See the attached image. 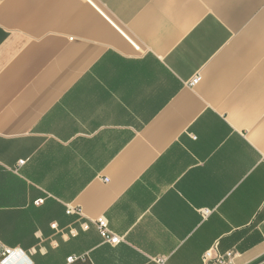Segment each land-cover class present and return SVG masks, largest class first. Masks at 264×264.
<instances>
[{
    "label": "crops",
    "instance_id": "0c3cea01",
    "mask_svg": "<svg viewBox=\"0 0 264 264\" xmlns=\"http://www.w3.org/2000/svg\"><path fill=\"white\" fill-rule=\"evenodd\" d=\"M91 1L0 0V261L264 264V0Z\"/></svg>",
    "mask_w": 264,
    "mask_h": 264
},
{
    "label": "built area",
    "instance_id": "2783aa9c",
    "mask_svg": "<svg viewBox=\"0 0 264 264\" xmlns=\"http://www.w3.org/2000/svg\"><path fill=\"white\" fill-rule=\"evenodd\" d=\"M92 3L91 0H85ZM93 4V3H92ZM201 81V76L197 75L194 77L189 85L195 86ZM24 162H20L23 165ZM107 181V180H106ZM79 213V211H78ZM98 227L102 237L112 245H117L122 242V238L118 235L113 234L109 229L105 221H99ZM236 255L234 253H229L228 255L221 256L217 254L216 249H211L207 251L203 256V261L205 264H235ZM83 259V257H70L67 260L68 264H73L76 261ZM161 261V260H159ZM1 264H32L28 257L22 253L12 250L8 247L3 246Z\"/></svg>",
    "mask_w": 264,
    "mask_h": 264
}]
</instances>
